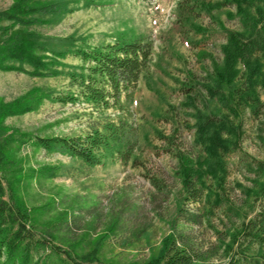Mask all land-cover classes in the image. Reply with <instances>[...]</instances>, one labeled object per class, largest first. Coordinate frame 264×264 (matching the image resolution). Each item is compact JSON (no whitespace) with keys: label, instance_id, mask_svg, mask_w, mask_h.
<instances>
[{"label":"rangeland","instance_id":"374dc122","mask_svg":"<svg viewBox=\"0 0 264 264\" xmlns=\"http://www.w3.org/2000/svg\"><path fill=\"white\" fill-rule=\"evenodd\" d=\"M16 1L0 0V12ZM69 1V7L76 8L74 12L40 16L39 23L25 29L33 30L41 40L74 35L85 37L91 45L112 42L121 32L145 37L153 42L155 49L147 75L134 99L126 102L127 107L122 111L57 99L78 93L70 73L82 61L73 53L60 58L61 63L53 66L60 72L50 76L0 69V101L10 104L28 98L35 87L51 96H45L34 111L8 116L4 125L9 131H4L0 138L16 132L18 139L23 138L22 133L74 136L94 129L104 132L109 122L118 123L122 118L135 130L134 154L144 164L134 166L132 162L123 164L109 159L105 165H92L68 153H49L32 141L22 143L20 150H15L13 142L11 147L21 159L20 169L15 171L22 173L18 191L27 204L35 239H39V247L31 249V260L26 264H142L153 258L158 259L156 264H162L168 237L178 230L188 231L203 248L206 258L202 264H225L228 258L224 242L229 239L219 231L227 233L234 223L247 214L254 215L264 205V200L249 199L240 187V184L250 185L253 176L243 164H238V156L231 157L223 196L238 212L229 220L223 209H217L210 220L203 215L196 220L192 215L205 207V201L197 204L185 199L186 192L177 174L179 161L162 149L166 142L157 136L158 132L171 135L173 125L157 117L167 114L170 121L176 122V145L195 157L194 128H190L195 123V108L186 104L187 91L181 85H194L187 77L189 72L197 82L206 81L213 62L210 58L198 60V52L205 50L221 62L220 45L226 36L220 25L238 30V21L228 19L225 12L220 14V23L207 16L199 18L198 22L215 33L198 46L193 42L202 39L201 35L189 32L184 36L177 31L178 0H95L99 4L89 6L87 0ZM11 24L8 20L0 22L2 26ZM19 27L15 25L14 29ZM5 43L6 37L0 35V44ZM198 88L206 93L201 86ZM259 93L264 99V90L259 89ZM196 105L201 107L199 99ZM244 118L243 149L264 160V129H261L264 126L248 111ZM152 178L160 184H154ZM207 182L214 181L207 179Z\"/></svg>","mask_w":264,"mask_h":264},{"label":"trees","instance_id":"16d2710c","mask_svg":"<svg viewBox=\"0 0 264 264\" xmlns=\"http://www.w3.org/2000/svg\"><path fill=\"white\" fill-rule=\"evenodd\" d=\"M87 1V6L99 4V1ZM69 2L18 0L1 11L0 22L8 20L12 24L0 25V35L7 41L0 44V69L39 77L50 76L60 72L53 68L61 63L59 59L73 53L82 61L70 73L78 93H68L57 99L63 103L83 101L96 109L125 111L126 102L134 99L141 80L150 69L155 53L153 42L125 32L119 33L114 41L99 45H91L85 37L74 35L41 40L42 37L33 30L25 29L39 23L40 16H63L74 12L76 8H70ZM221 12L240 25L238 30H234L221 23L226 36L220 45L222 61L218 62L205 50L199 51L198 60L210 58L213 62L206 81L197 82L188 71L187 77L194 81V85H181L187 91L186 104L195 108V123L190 127L194 128L195 157L176 145V122L170 121L167 114L157 117L167 119L173 125L171 135L158 132L157 136L166 142L162 149L171 152L179 161L177 174L186 192L185 199L197 204L205 201V207L192 215L196 220L202 215L210 220L217 209H223L229 220L238 212L223 196L229 175V159L235 155L238 156V164H243L253 176L249 179L250 185L240 184L241 189L249 199L264 200V160L243 149L245 113L248 111L264 126V99L259 93V89L264 90V0H178L175 26L184 36L189 32L201 35L202 39L193 42L200 46L215 31L204 27L198 22L199 18L207 16L220 23ZM18 24L20 27L14 29ZM200 86L206 93L198 88ZM148 87L158 93L155 87ZM45 96L50 95H44L39 87H35L28 98L10 104L0 101V136L9 131L4 125L8 116L38 109ZM198 99L201 107L196 105ZM131 126L120 118L118 123L109 122L104 132L94 129L85 135L74 136L22 133L23 138L20 139L15 136L16 132L10 137L0 138V260L4 259L1 264H26L31 260V249L39 247L34 226L29 224L27 204L18 191L22 173L15 171L20 169L21 159L12 149V143L16 144L15 150H20L22 143L32 141L36 147L49 153H68L92 165H105L109 159L120 160L123 164L132 162L134 166L143 165L141 157L134 154L137 140ZM207 179L214 182L208 183ZM152 181L160 184L159 180L152 178ZM213 185L221 191L213 189ZM219 234L224 238L227 235L229 239L224 242L228 258L225 264H264V205L254 215L247 214L239 223H234L227 233L219 231ZM168 240L162 264H202L206 258L203 248L188 231L178 230ZM157 261L153 258L142 264H156Z\"/></svg>","mask_w":264,"mask_h":264}]
</instances>
